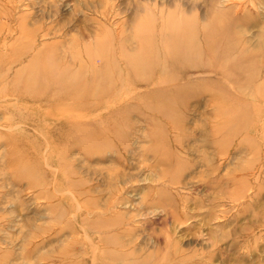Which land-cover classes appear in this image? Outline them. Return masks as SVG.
Wrapping results in <instances>:
<instances>
[{
    "label": "rangeland",
    "instance_id": "rangeland-1",
    "mask_svg": "<svg viewBox=\"0 0 264 264\" xmlns=\"http://www.w3.org/2000/svg\"><path fill=\"white\" fill-rule=\"evenodd\" d=\"M0 264H264V0H0Z\"/></svg>",
    "mask_w": 264,
    "mask_h": 264
},
{
    "label": "bare ground",
    "instance_id": "bare-ground-1",
    "mask_svg": "<svg viewBox=\"0 0 264 264\" xmlns=\"http://www.w3.org/2000/svg\"><path fill=\"white\" fill-rule=\"evenodd\" d=\"M187 29H189L188 30L189 33H187ZM163 34H164V32H160L158 34V38L163 37L162 36ZM207 34H208V38L210 36H212V33H210V32H207ZM166 35H167L168 39L166 40L164 45L159 46L158 49H157V47H155L156 52L152 53L149 51H152V48H154L153 47V45H154L153 36L148 34V33L144 34V37L142 36V40L144 41V46L139 49L138 53L135 56L137 58H142L143 60H147L148 55L150 53H152V54L160 55V57L162 56V57L166 58L167 61L172 62L174 65L187 64V57L191 56V54L194 55V53H196V52H194V49H196V48L194 47L195 43H194V39H193L194 37L191 33V28L187 27V24L186 25L181 24L180 26H171L166 31ZM208 38H207V42H206L207 45L204 48V50L207 52L213 50V48H214V44L211 43L210 39H208ZM221 40H224V39H221ZM99 47H100L99 49L97 48L98 50L103 49V47H105V46H102V44H100ZM198 52H199V50H198ZM193 57H195V56H193ZM59 67L64 68V64L63 65L59 64ZM150 72H152V70ZM48 73H49V71L45 70V71H42L41 75L44 79H46L49 76ZM33 84H34V81H33ZM74 84H75V82L72 81L70 78L66 81L51 80V82L48 86L45 85L43 87L41 85L40 92L45 94V93H49V91H51V90H54V89L56 90V89L61 88L64 91V93L67 94V93H69V90L71 88H74ZM30 85H31V83H30Z\"/></svg>",
    "mask_w": 264,
    "mask_h": 264
}]
</instances>
